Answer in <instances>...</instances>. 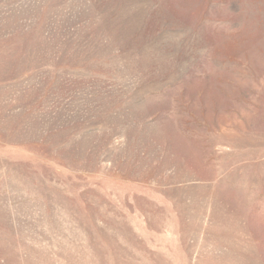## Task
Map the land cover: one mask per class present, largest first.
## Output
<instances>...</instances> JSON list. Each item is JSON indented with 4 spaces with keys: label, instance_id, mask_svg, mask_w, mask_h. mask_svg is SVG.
I'll return each instance as SVG.
<instances>
[{
    "label": "rangeland",
    "instance_id": "rangeland-1",
    "mask_svg": "<svg viewBox=\"0 0 264 264\" xmlns=\"http://www.w3.org/2000/svg\"><path fill=\"white\" fill-rule=\"evenodd\" d=\"M0 264H264V0H0Z\"/></svg>",
    "mask_w": 264,
    "mask_h": 264
}]
</instances>
